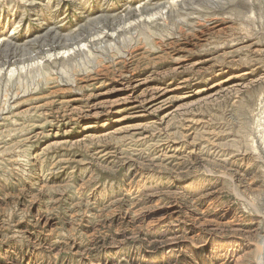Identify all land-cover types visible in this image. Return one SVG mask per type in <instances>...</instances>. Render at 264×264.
Instances as JSON below:
<instances>
[{
  "label": "rangeland",
  "instance_id": "obj_1",
  "mask_svg": "<svg viewBox=\"0 0 264 264\" xmlns=\"http://www.w3.org/2000/svg\"><path fill=\"white\" fill-rule=\"evenodd\" d=\"M264 0H0V264H261Z\"/></svg>",
  "mask_w": 264,
  "mask_h": 264
},
{
  "label": "bare ground",
  "instance_id": "obj_2",
  "mask_svg": "<svg viewBox=\"0 0 264 264\" xmlns=\"http://www.w3.org/2000/svg\"><path fill=\"white\" fill-rule=\"evenodd\" d=\"M260 262H261V264H264V255L262 257H260Z\"/></svg>",
  "mask_w": 264,
  "mask_h": 264
}]
</instances>
